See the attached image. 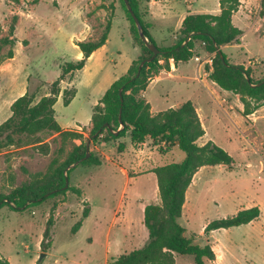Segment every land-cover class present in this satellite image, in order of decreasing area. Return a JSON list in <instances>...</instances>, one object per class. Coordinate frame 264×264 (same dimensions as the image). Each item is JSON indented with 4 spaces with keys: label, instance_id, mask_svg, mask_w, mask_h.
<instances>
[{
    "label": "rangeland",
    "instance_id": "374dc122",
    "mask_svg": "<svg viewBox=\"0 0 264 264\" xmlns=\"http://www.w3.org/2000/svg\"><path fill=\"white\" fill-rule=\"evenodd\" d=\"M188 1L150 4L151 34L158 45L170 44L173 36L175 45L184 37L179 26L189 12L212 13L220 7L218 0ZM243 1L244 7L234 17L243 30L240 43L223 45L221 50L229 63L249 68L250 77L259 81L264 79V12L260 14V0H252L250 6L249 0ZM139 2L140 14L147 18L148 0ZM111 22L106 44L96 50L86 67L66 74L60 82L56 119L79 138L68 137L64 142L59 134L44 131L39 134V144L0 149V198L5 202L0 203V255L10 264H108L112 258L142 247L148 239L143 208L160 201L152 169L184 158L177 146L168 147L151 137L136 143L130 133L114 138L107 130L94 132L92 109L140 54L133 39L139 40L131 32L121 0H0V124L11 115L14 100L27 90L36 100L48 94L66 65L77 61V44L99 39ZM193 42V57L176 71L170 73L172 66L156 72L142 66L141 74L151 78L149 83L161 75L150 83L145 100L154 112L187 100L194 102L206 131L198 144L213 141L234 158V164L205 166L199 171L187 191L179 223L187 237L204 245L209 239L204 233L209 222L258 206V219L215 230L209 240L221 250L220 244L232 247V257L221 264H264V105L244 117L240 95L222 90L209 78L207 67L216 53L204 41ZM142 57L132 63L130 76L136 75ZM73 88L75 97L64 105L63 91ZM101 106L97 113L105 108ZM74 145L82 146L80 154L87 152V157L94 155L102 162L66 168L67 187L79 188L81 193L66 190L43 202H31L24 210H14L9 197L29 195L25 187L41 178L54 158L63 161ZM85 207L90 213L83 218ZM51 215L49 236L43 240ZM80 220L82 226L74 234L72 227ZM176 264H194V258L178 255Z\"/></svg>",
    "mask_w": 264,
    "mask_h": 264
},
{
    "label": "trees",
    "instance_id": "16d2710c",
    "mask_svg": "<svg viewBox=\"0 0 264 264\" xmlns=\"http://www.w3.org/2000/svg\"><path fill=\"white\" fill-rule=\"evenodd\" d=\"M121 1L131 21V32L134 38L137 37L139 40V43H135L142 48L141 61L151 58L153 52L140 38L135 20L125 1ZM129 2L142 25L148 42L156 45L149 33V24L144 22L140 14L139 0H129ZM240 4L241 0H219L220 11L217 14L196 13L185 16L181 24L184 37L173 46L161 48L156 45L160 51L159 54L153 60L146 61L143 69L151 68L155 72L169 69L170 59H173L175 63L187 62L194 55L193 41L197 39L204 41L216 53L211 66L207 67L210 80L222 90L240 95V101L243 104L241 113L244 117L247 118L253 114L264 105V79L255 81L249 75V68L233 65L229 63L223 52L219 53L223 45L240 43L243 32L233 23V15L238 11ZM260 5V14L263 15L264 0L260 1ZM110 28L111 23H108L106 31L99 39L77 44L83 57L66 65L62 75L51 84L48 94L36 100L35 94L27 90L14 100L10 107L11 115L0 124V149L39 144L41 143L39 134L44 131L59 134L64 142L68 137L79 138V135L64 130L56 119L55 104L61 92L60 82L66 74H72L84 68L92 53L106 44ZM262 29L264 38V24ZM188 36H191V39L185 42ZM160 59L164 60L163 64L159 63ZM138 68L139 66L136 75L130 76L133 69L131 66L128 73L114 81L99 103L94 106L91 117L94 132L101 133L107 130L114 138H122L130 133L132 141L136 143H142L147 137H151L168 147L177 146L184 153V158L181 162L166 163L152 169L157 179L160 201L146 205L143 210V224L148 229V239L142 247L114 257L108 264H176V255H191L194 258V264H205V258L209 260L216 258L212 247L209 244L204 246L195 244V238L187 237L185 228L179 223L186 201V192L200 168L216 165L232 167L234 158L211 140L202 145L198 144L197 141L204 136L205 130L191 100L183 102L177 108H168L153 115L151 106L143 94L151 78H146L141 72L137 75ZM75 95V88L65 89L63 104L69 105ZM101 104L105 108L97 113V110L103 108ZM113 126L122 127L117 130ZM61 149L63 150L64 147ZM81 149V145H74L73 151L63 161L54 158L48 171L25 187L29 195L21 193L16 197H9V202H13L12 208L21 211L31 202H43L46 198L66 190L80 194L79 188L67 187L66 179L69 180V178L65 176L66 168L73 164H85V166L102 164L97 156L87 157V152L80 154ZM2 200L3 198H0V203ZM89 213V208L85 207L82 217H88ZM260 214L258 206L241 209L231 217L209 222L204 233L209 235L213 230L229 229L251 223L258 219ZM52 221L53 215L47 221L43 240L49 236V226ZM81 226L80 220L74 224L72 232L75 234ZM42 246L46 248L48 245L42 241ZM0 264H10V262L0 255Z\"/></svg>",
    "mask_w": 264,
    "mask_h": 264
},
{
    "label": "crops",
    "instance_id": "0c3cea01",
    "mask_svg": "<svg viewBox=\"0 0 264 264\" xmlns=\"http://www.w3.org/2000/svg\"><path fill=\"white\" fill-rule=\"evenodd\" d=\"M159 1H161V0H148V14H147V18H145V17H143V20H144V22H146V23H148L149 24V28H148V30H149V33H150V35L152 36V38L154 39V41L156 42V39L153 37V35L151 34V27H152V23L150 22V17H151V13H150V8H149V6H150V4H152V3H154V2H159ZM219 1V0H218ZM261 1V0H260ZM249 3L247 4V6H250L251 5V2H252V0H249L248 1ZM188 3L189 4H192L193 3V0H189L188 1ZM218 5H219V2H218ZM259 5H260V2H259ZM220 6V5H219ZM218 6V7H219ZM246 6V5H245ZM244 7V1L243 0H241V4H240V7H239V9H238V11L236 12V13H234V15H233V23H234V25H236L235 24V22H234V17L236 16V14L239 12V11H241V9ZM260 8H261V5H260ZM219 11H220V7L219 8H217L216 9V11L215 12H212V13H210V12H203V13H209V14H217V13H219ZM197 13V12H196ZM196 13H191V12H189L188 14H196ZM187 14V15H188ZM187 15H185V16H187ZM185 17L183 16V18H182V20H181V23H180V26L179 27H181V24H182V21H183V19H184ZM113 21V20H112ZM111 27H112V22H111ZM238 27V26H237ZM110 30H111V28H110ZM243 31V30H242ZM110 32V31H109ZM109 34V33H108ZM174 38H176L175 36H173ZM173 37H172V42L170 43V44H168V45H162V46H160V45H158L157 44V42H156V45L158 46V47H161V48H164V47H169V46H173L174 44H172L174 41H173ZM107 40H108V38H107ZM133 41H134V39H133ZM107 42V41H106ZM134 45L136 46V47H139L140 48V54L132 61V63L135 61V60H137V59H139V58H141L142 56H143V51H142V48H141V46H139V45H137L136 43H135V41H134ZM229 44H227V45H224V46H228ZM78 49H79V46L77 45L76 46ZM103 47V46H102ZM223 47V46H222ZM96 52V51H95ZM94 52V53H95ZM94 53H92V55L87 59V61H86V64H85V66L84 67H86V65L88 64V62L90 61V59H91V57L93 56V54ZM83 57V53L80 51V49H79V53H78V57H77V59L76 60H79V59H81ZM191 60V59H190ZM189 60V61H190ZM188 62V61H187ZM132 63H131V65H130V67L132 66ZM159 63L160 64H163L164 63V60H162V59H160L159 60ZM181 63H183V62H178V63H175L174 62V60L173 59H170L169 60V68H171V66H172V68L173 69H171L170 70V73L174 70V71H176V70H178L179 68H181ZM130 67L128 68V70H127V72L124 74V75H126L127 73H128V71H129V69H130ZM82 70V69H81ZM81 70H79V71H81ZM162 70H169V69H161L160 71H162ZM78 72V71H77ZM123 75V76H124ZM161 76V75H160ZM160 76H154L153 78H152V80H151V82L152 81H155V80H158V79H160ZM120 78V77H119ZM118 79V78H117ZM116 79V80H117ZM115 80V81H116ZM150 82V83H151ZM150 83L148 84V86H147V88H146V90L144 91V96L146 97V92H147V89H148V87H149V85H150ZM111 86V85H110ZM225 91V90H224ZM148 103H149V101H148ZM194 103V102H193ZM150 104V103H149ZM195 104V103H194ZM181 105V104H180ZM180 105H178L177 107H179ZM150 106H151V104H150ZM177 107H174V108H177ZM196 109H197V112H198V115H199V118H200V120H201V123H202V116H201V113H200V108L196 105ZM93 110V109H92ZM258 110V109H257ZM151 112H152V114H157L158 112H154L153 110H152V108H151ZM160 112V111H159ZM250 116V115H249ZM91 117H92V115H91ZM63 129H64V127L63 126H61ZM204 128V127H203ZM205 130V129H204ZM206 135V131H205V134H204V136ZM203 136V137H204ZM203 137L202 138H200L197 142H201V140H203ZM207 142V140H205V141H202V143H201V145L202 144H204V143H206ZM222 166V165H221ZM204 167H202V168H200L199 169V171L200 170H202ZM199 171L195 174V176L199 173ZM195 176H194V179H193V181H192V184L189 186V188L191 187V186H193V183H194V181H195ZM188 188V189H189ZM192 188V187H191ZM188 191V190H187ZM186 194H187V192H186ZM186 200H187V197H186ZM185 203H186V201H185ZM185 205V204H184ZM143 210H144V208H143ZM182 215H183V212H182ZM182 217V216H181ZM255 221V220H254ZM253 222V221H252ZM230 229V228H229ZM219 230V229H218ZM213 231H215V230H213ZM213 231H211L210 232V234L208 235L209 236V239L212 237V235H213ZM190 238V237H189ZM209 239H207V241H206V243L204 244V245H206V244H209L211 247H212V249H213V251L215 252V256H216V258L214 259V260H209V259H207V258H205L204 259V263L205 264H221V263H223L224 261H225V259L228 257V256H231L232 257V253H231V250H232V247L231 246H229V245H225V246H223V245H221L220 244V247L222 248V250L221 249H218L217 247H216V245H214L213 243H211L210 242V240ZM194 243H195V239H194ZM196 244V243H195ZM233 244V243H232ZM199 245V244H198ZM204 245H200V246H204ZM178 255H176V257H177ZM183 256V255H182Z\"/></svg>",
    "mask_w": 264,
    "mask_h": 264
},
{
    "label": "water",
    "instance_id": "95a60500",
    "mask_svg": "<svg viewBox=\"0 0 264 264\" xmlns=\"http://www.w3.org/2000/svg\"><path fill=\"white\" fill-rule=\"evenodd\" d=\"M124 1H125V4H126L128 10H129L130 13H131L133 19L135 20V23H136V25H137V27H138V31H139L140 38H141V39L147 44V47L150 49V51L153 52V55H152L151 58H149V59H145V60L141 61V63L139 64L138 73H137V75H139L140 72H141V70H142V66H143V64H144L146 61H151V60H153V59L159 54L160 51H159V49L157 48V46H156L154 43H149V42H148V39L146 38V36H145V34H144L143 30H142V25H141V23H140L138 17L135 15V13H134V11H133L131 5H130L129 0H124ZM219 53H222V51L219 50ZM222 59H223V58H222ZM87 156H88V153H87ZM66 183H67V185H68V179H66ZM43 256H44V254H42V256H41L40 258H42Z\"/></svg>",
    "mask_w": 264,
    "mask_h": 264
},
{
    "label": "built area",
    "instance_id": "2783aa9c",
    "mask_svg": "<svg viewBox=\"0 0 264 264\" xmlns=\"http://www.w3.org/2000/svg\"><path fill=\"white\" fill-rule=\"evenodd\" d=\"M190 39H191V36H188V38H187V40H186L185 42L189 41ZM185 42H184V43H185Z\"/></svg>",
    "mask_w": 264,
    "mask_h": 264
}]
</instances>
